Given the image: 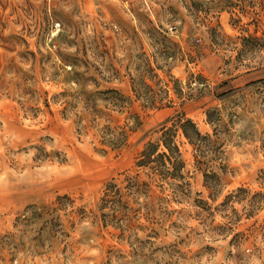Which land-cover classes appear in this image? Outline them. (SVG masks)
<instances>
[{
    "label": "rangeland",
    "instance_id": "1",
    "mask_svg": "<svg viewBox=\"0 0 264 264\" xmlns=\"http://www.w3.org/2000/svg\"><path fill=\"white\" fill-rule=\"evenodd\" d=\"M0 264H264V0H0Z\"/></svg>",
    "mask_w": 264,
    "mask_h": 264
},
{
    "label": "trees",
    "instance_id": "2",
    "mask_svg": "<svg viewBox=\"0 0 264 264\" xmlns=\"http://www.w3.org/2000/svg\"><path fill=\"white\" fill-rule=\"evenodd\" d=\"M183 126H185V128H186V126H190V127H192V129H193V131H194V133H195V135L197 136V137H200V135H199V133H198V131L195 129V126H194V124L193 123H191V121L190 120H187L186 121V123H185V125H183ZM185 131V135H187V137H190L188 134H187V132H186V130H184ZM153 145H149V147L143 152V156H144V159L141 161V163H145V162H154L155 164H156V166L155 167H160L161 165H163L164 164V162L162 163L161 161L162 160H159V158L161 159V158H164V157H166L167 158V160L169 161V163L171 164V165H177L178 164V157H177V155L179 154L178 153V150H177V148H168V150H169V152H162V153H157L156 155H155V152H153V147H152ZM175 152H176V154H175ZM164 171V170H163ZM167 171V170H166Z\"/></svg>",
    "mask_w": 264,
    "mask_h": 264
}]
</instances>
